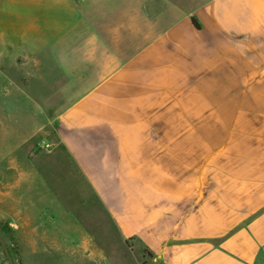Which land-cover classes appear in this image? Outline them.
<instances>
[{
	"label": "crops",
	"instance_id": "obj_1",
	"mask_svg": "<svg viewBox=\"0 0 264 264\" xmlns=\"http://www.w3.org/2000/svg\"><path fill=\"white\" fill-rule=\"evenodd\" d=\"M80 2L0 0V238L21 264H97L99 216L126 264H264V0L148 43L143 6L139 28L128 2ZM49 82L72 99L53 119Z\"/></svg>",
	"mask_w": 264,
	"mask_h": 264
},
{
	"label": "rangeland",
	"instance_id": "obj_2",
	"mask_svg": "<svg viewBox=\"0 0 264 264\" xmlns=\"http://www.w3.org/2000/svg\"><path fill=\"white\" fill-rule=\"evenodd\" d=\"M115 0H96L97 2V11L100 13L101 10H103V7H105V3L108 2L111 4V2H114ZM117 1H125L129 4V12L132 13V11L139 12V28L140 25V14L141 9L143 6V13H144V30H145V38L146 43L150 41L156 35L158 32L164 33L169 30V28L177 25V27H181L182 23L185 19L191 18L194 16L195 11L202 7L203 5L209 3L212 0H117ZM91 3L92 0H81L80 2V11L89 16V13L91 11ZM112 6V5H111ZM134 9V10H133ZM105 11V10H103ZM136 13V12H135ZM191 16V17H190ZM195 18V17H193ZM88 21V19H86ZM108 21L110 25L107 27L111 28V24L113 21H116L115 18H113L111 13V8L108 9V19H97V27L99 29L104 28V22ZM119 22V19H117ZM121 21V20H120ZM123 22L125 21L122 20ZM121 21V22H122ZM129 26L136 27V18L133 20L131 17L128 19ZM100 23V24H99ZM52 67L49 68V72H52ZM87 83H79L76 84V89L79 88L81 91L85 86H87ZM62 84L56 83V82H49L46 84H32V91L34 95H38V92L43 91V94L45 92L47 98L41 99L40 101L45 105H47L48 112L50 115V119H53L56 117V111L60 110L62 107H65L68 105V103L72 100L70 97L71 90L66 91L64 95L58 94L57 90L60 89ZM40 150H49V146L45 144L43 141L39 142L37 145ZM97 223L94 224V222H90L89 225L86 226V229L88 233L92 236V238L96 239V244L98 246V255H97V264H126V259L124 257V253L119 250H114L112 256H108L106 251L108 252V248H111L113 246L117 245L116 243V237L118 235V232L116 231L115 227H102L100 225L101 222H104L102 219L97 217ZM9 228L2 224L0 222V233H2V236L7 237L9 234ZM111 234L113 238H104L106 235ZM5 245L7 246L10 255L12 257V260L14 264H21L20 260L17 258V246L16 244H11L10 238H1ZM112 240V241H111ZM3 251V250H2ZM108 257H107V256ZM129 261L127 264H143L142 261L137 262L138 259H136V255L129 254ZM4 260L7 262L5 256Z\"/></svg>",
	"mask_w": 264,
	"mask_h": 264
},
{
	"label": "water",
	"instance_id": "obj_3",
	"mask_svg": "<svg viewBox=\"0 0 264 264\" xmlns=\"http://www.w3.org/2000/svg\"><path fill=\"white\" fill-rule=\"evenodd\" d=\"M0 245L2 247L3 254H4L8 264H14L12 257L10 255V252H9L7 246L5 245V243L3 242V240L1 238H0Z\"/></svg>",
	"mask_w": 264,
	"mask_h": 264
},
{
	"label": "trees",
	"instance_id": "obj_4",
	"mask_svg": "<svg viewBox=\"0 0 264 264\" xmlns=\"http://www.w3.org/2000/svg\"><path fill=\"white\" fill-rule=\"evenodd\" d=\"M190 21H191L193 27H194L196 30H199V29H200V25L198 24V22L196 21L195 18L191 17V18H190Z\"/></svg>",
	"mask_w": 264,
	"mask_h": 264
}]
</instances>
